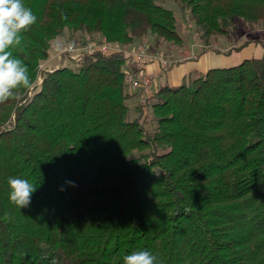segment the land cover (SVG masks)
Returning a JSON list of instances; mask_svg holds the SVG:
<instances>
[{
    "label": "trees",
    "instance_id": "trees-1",
    "mask_svg": "<svg viewBox=\"0 0 264 264\" xmlns=\"http://www.w3.org/2000/svg\"><path fill=\"white\" fill-rule=\"evenodd\" d=\"M174 1L204 39L264 19V0ZM23 4L37 19L11 51L33 82L65 30L123 46L148 35L151 48L182 43L160 0ZM261 47L259 57L160 85L145 103L126 90L125 69L139 66L119 52L48 71L32 94L0 104V264H123L138 250L157 264H264ZM10 177L37 186L28 207L9 201Z\"/></svg>",
    "mask_w": 264,
    "mask_h": 264
},
{
    "label": "rangeland",
    "instance_id": "rangeland-1",
    "mask_svg": "<svg viewBox=\"0 0 264 264\" xmlns=\"http://www.w3.org/2000/svg\"><path fill=\"white\" fill-rule=\"evenodd\" d=\"M160 3L174 12L177 18V30L182 37V43L177 44L159 39V46L156 48L155 46H152L151 50L155 49L152 53L159 55V58L162 57L164 60L159 61L156 59L151 62L158 63L156 68L158 67V72H160V75L156 78V84L152 86L151 92L156 90V88H154L156 85L159 86L164 82L171 84L169 81H166V78L169 72L173 71V68L177 65L176 63H173V66L170 69H164V61L166 60L170 62L175 58L195 57V59H189L188 61L193 62L196 60V62L200 63L204 68H207V65L208 68H218L230 67L239 64L244 59L250 58L253 54L254 57L260 56L262 51V47L260 45L261 42H264V19L253 27H250V25L238 20L236 22V26L230 28L229 36L216 34L208 39H204L193 19L189 16V14L184 15L174 0H160ZM85 36L86 35L83 37L80 36L79 33H73L69 30H65L63 35L56 37V39L51 42L47 51L46 59L41 61L38 65V69L40 71L34 82V89L39 88L43 81V76L46 72H48V70L64 66L70 67L71 69L75 68L71 61L67 59L68 56L66 54H63L61 58L59 57L61 54H57V49H63L69 44L80 43L83 41ZM74 39H77L78 41H74ZM207 40H209V42H206ZM247 40H251L250 43H254L255 40L261 42L260 45L256 47L250 46V43L241 47ZM155 41L156 37L154 35H148L140 43L133 44L132 46H137L141 43L155 45ZM161 52L165 53V57L161 55ZM169 65H172V63L170 62ZM202 74H198L197 76ZM33 88L31 89L30 94H32L34 90ZM129 89L130 87L127 86L126 90ZM135 102H137V99L127 101L129 105H133ZM133 113V110H131L129 113L130 119L134 117ZM152 113L151 107H146L142 119L146 128L149 130L154 127Z\"/></svg>",
    "mask_w": 264,
    "mask_h": 264
},
{
    "label": "clouds",
    "instance_id": "clouds-1",
    "mask_svg": "<svg viewBox=\"0 0 264 264\" xmlns=\"http://www.w3.org/2000/svg\"><path fill=\"white\" fill-rule=\"evenodd\" d=\"M36 19L23 0H0V104L16 98L18 90H31L34 86L28 67L13 55L11 49L21 44V33ZM8 185L9 201L19 209L28 207L37 186L18 177H10ZM5 219H8L7 215ZM51 264L58 262L52 259ZM123 264H157V258L149 251L138 250L125 255Z\"/></svg>",
    "mask_w": 264,
    "mask_h": 264
},
{
    "label": "built area",
    "instance_id": "built-area-1",
    "mask_svg": "<svg viewBox=\"0 0 264 264\" xmlns=\"http://www.w3.org/2000/svg\"><path fill=\"white\" fill-rule=\"evenodd\" d=\"M119 52L129 55L132 61L139 66L137 70L125 69V83L139 95L140 102L145 103L147 97L152 94L154 76L144 71V67L153 60H164L162 57L159 58V55L152 53L151 44L141 43L130 47L109 42L94 35H86L80 43L69 44L63 49H57V54H61L59 57L61 58L63 54H66L68 56L67 59L71 61L75 68L81 66L86 56L94 55L95 53L112 54ZM169 64L168 60L164 61V69L168 68Z\"/></svg>",
    "mask_w": 264,
    "mask_h": 264
},
{
    "label": "crops",
    "instance_id": "crops-1",
    "mask_svg": "<svg viewBox=\"0 0 264 264\" xmlns=\"http://www.w3.org/2000/svg\"><path fill=\"white\" fill-rule=\"evenodd\" d=\"M252 47H256L260 45L259 43H250L249 44ZM261 46V45H260ZM262 49V48H261ZM262 53V51H261ZM161 55L165 57V53L161 52ZM252 55V54H251ZM254 55V54H253ZM251 56L250 58L254 57ZM261 55V54H260ZM259 57V56H256ZM195 59L192 57H182V58H175L171 60L170 62L172 65H170L167 69H170L173 66V63H176L177 66L173 68V71H170L169 74L167 75L166 81H169L171 84H167V82H164L163 84L169 85V86H176L184 83L185 81H190L195 78L198 74L205 73L208 69V65L206 66L207 68H204L201 66L200 63H197L196 60L193 62H189L188 60ZM248 59V58H246ZM158 63H150L144 67V71H146L149 74H152L154 76V85L156 84V78L157 76L160 75V72L158 67L156 68ZM160 84V85H163ZM159 85V86H160ZM158 86H154V88H157ZM129 94H133L134 92L129 89L128 90ZM131 99H137L136 96L132 97ZM138 102H135L137 104Z\"/></svg>",
    "mask_w": 264,
    "mask_h": 264
}]
</instances>
